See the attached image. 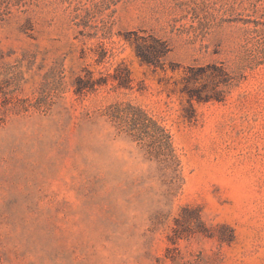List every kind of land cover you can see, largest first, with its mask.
Wrapping results in <instances>:
<instances>
[{
	"label": "rangeland",
	"instance_id": "1",
	"mask_svg": "<svg viewBox=\"0 0 264 264\" xmlns=\"http://www.w3.org/2000/svg\"><path fill=\"white\" fill-rule=\"evenodd\" d=\"M211 63L232 82L189 118ZM184 207L213 235L175 239ZM0 264H264V0H0Z\"/></svg>",
	"mask_w": 264,
	"mask_h": 264
},
{
	"label": "trees",
	"instance_id": "2",
	"mask_svg": "<svg viewBox=\"0 0 264 264\" xmlns=\"http://www.w3.org/2000/svg\"><path fill=\"white\" fill-rule=\"evenodd\" d=\"M136 40L134 53L140 63L152 66L154 70L160 69L161 72H166L165 58L170 50L168 43L153 35L140 37V39L137 38ZM123 68L125 71L124 77H121L118 69H115L112 77L117 81L119 88H128L127 85L131 81L129 71L125 65H123ZM178 68L177 65H171L170 71L174 72ZM226 71L222 65L218 66L217 63H211L204 67L188 66L183 68L177 86L179 93L185 97L187 103L184 109V112L188 114L187 117L191 118L194 115L195 102L199 104L207 103L211 100L216 102L223 101V88L229 86L232 82V77ZM101 84H103V81L97 79L87 78L86 82L83 79H77V92L81 93L86 88L93 90ZM119 109L120 107L118 106L115 111L118 112ZM190 214H193V216H190ZM192 219L195 220L193 225H191ZM175 224L176 229L173 231L175 239L188 237L192 233H203L207 236L213 235V233H208L204 230L203 222L197 209L191 207L181 209L180 218L176 219ZM183 224H188L186 231L183 230Z\"/></svg>",
	"mask_w": 264,
	"mask_h": 264
}]
</instances>
